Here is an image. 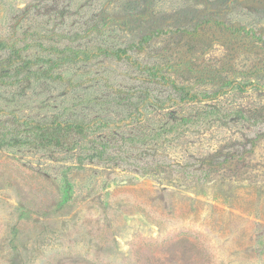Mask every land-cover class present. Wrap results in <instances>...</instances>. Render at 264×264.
Returning a JSON list of instances; mask_svg holds the SVG:
<instances>
[{"label": "rangeland", "instance_id": "obj_1", "mask_svg": "<svg viewBox=\"0 0 264 264\" xmlns=\"http://www.w3.org/2000/svg\"><path fill=\"white\" fill-rule=\"evenodd\" d=\"M0 38L139 46L0 87V264H264V0H0Z\"/></svg>", "mask_w": 264, "mask_h": 264}, {"label": "trees", "instance_id": "obj_2", "mask_svg": "<svg viewBox=\"0 0 264 264\" xmlns=\"http://www.w3.org/2000/svg\"><path fill=\"white\" fill-rule=\"evenodd\" d=\"M153 37L147 36L145 40L148 41ZM142 42L141 45H142ZM139 46L136 44H130L125 48H98L96 51L91 50H48L46 56H25L28 53L29 47H19L15 43L9 44L6 40L0 38V52H7L8 56L0 60V87L3 86L7 81L19 82L22 80L29 81L32 76L35 80L40 79L43 76H49L54 71H58L65 66L72 65L77 62L90 61L93 58H99L101 56L105 58H111L118 61H124L125 59L130 60L129 53L137 49ZM139 65V64H137ZM147 71L150 77V83L152 81L159 82L160 80L165 81V76L160 78V72L155 68H143ZM167 81V80H166ZM232 90L236 89L238 91H244L248 88L258 87L257 84L242 85L238 82H233L231 84ZM222 113L219 109L210 110L206 113V116L215 115L220 116ZM208 119V118H207ZM184 121L183 123H186ZM91 128V125H84L79 122H66L64 125L60 122H54L51 125H34L31 127V132L33 135H43L47 137L46 144H35L41 147H54L55 149H75L77 147H84L85 142L89 143L87 140L89 135H95L98 131H103L107 127V123L99 122ZM176 129V128H175ZM161 135L156 136L157 140L161 139ZM72 137H81L83 140H73ZM5 135L0 137V149L12 147L16 141L9 140ZM38 143V141H36ZM92 144V143H91Z\"/></svg>", "mask_w": 264, "mask_h": 264}]
</instances>
